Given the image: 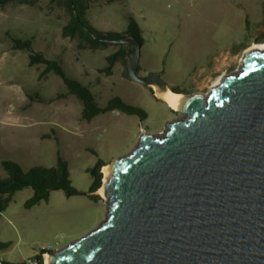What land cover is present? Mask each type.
Segmentation results:
<instances>
[{
	"label": "rangeland",
	"instance_id": "374dc122",
	"mask_svg": "<svg viewBox=\"0 0 264 264\" xmlns=\"http://www.w3.org/2000/svg\"><path fill=\"white\" fill-rule=\"evenodd\" d=\"M27 1L0 9V159L27 172L55 167L62 157L79 194L53 191L48 201L26 209L33 190L17 192L0 219V242L8 245L0 257L9 264L41 258L43 248L51 247L53 256L95 230L106 220L109 198L98 190L100 200L92 201L94 177L88 170L130 155L144 134L161 135L183 117L151 87L126 77L121 61L110 75L100 72L119 47L79 51L77 40L62 36L71 18L67 0ZM81 1L97 31L126 33L135 22L143 39L139 75H160L170 89L187 96H208L215 80L239 72L244 54L264 45V0ZM14 38L31 40L36 52L60 60L100 107L118 97L147 118L110 111L84 120L83 103L55 73L42 77L43 66L31 67L29 53L14 49ZM5 177L0 165V178Z\"/></svg>",
	"mask_w": 264,
	"mask_h": 264
},
{
	"label": "water",
	"instance_id": "95a60500",
	"mask_svg": "<svg viewBox=\"0 0 264 264\" xmlns=\"http://www.w3.org/2000/svg\"><path fill=\"white\" fill-rule=\"evenodd\" d=\"M111 42L135 46L132 80L181 94L139 75L136 39ZM223 78L208 96H174L183 117L104 168L106 220L53 264H264V50Z\"/></svg>",
	"mask_w": 264,
	"mask_h": 264
},
{
	"label": "trees",
	"instance_id": "16d2710c",
	"mask_svg": "<svg viewBox=\"0 0 264 264\" xmlns=\"http://www.w3.org/2000/svg\"><path fill=\"white\" fill-rule=\"evenodd\" d=\"M15 1L16 0H0V9ZM22 3H28V1ZM67 3L71 18L63 27L62 36L71 40H77V49L79 51L96 52L105 49L110 44L119 47L117 52L107 56L106 61L108 66L100 70V72L110 75L115 64L121 61L125 68V76L130 77L128 63L134 55L135 46L131 44H114L111 41L133 37L143 46L142 31L139 26L132 21L126 33L100 32L87 22L85 18L87 8L81 0H67ZM13 42L16 51H26L29 53V65L31 67H44V71L41 74L42 77L53 72L62 79L68 93L75 96L83 103L82 118L84 120L90 122L95 117L110 111H119L127 115H137L142 120L147 118V114L144 110L129 105L118 97L112 98L105 107H100L95 95L88 87L70 78L66 74L60 60L50 59L44 53L36 52L33 49L31 40L14 38ZM138 71H140V67ZM0 165L7 173V177L0 178V219L13 201L16 193L26 188H31L33 190V196L25 204L26 209H31L42 201H48L53 191H63L67 197H73L79 194L72 186L69 167L62 157L58 158V163L55 167H34L27 172L23 171V169L13 161L0 159ZM105 166L107 165L99 161L94 169L88 170L94 177V182L90 190L91 194L101 189L103 185L102 170ZM91 199L94 202L100 200L99 196L96 195H92ZM7 247V244L0 242V250Z\"/></svg>",
	"mask_w": 264,
	"mask_h": 264
},
{
	"label": "bare ground",
	"instance_id": "6f19581e",
	"mask_svg": "<svg viewBox=\"0 0 264 264\" xmlns=\"http://www.w3.org/2000/svg\"><path fill=\"white\" fill-rule=\"evenodd\" d=\"M264 50V45H255L252 49L248 50L246 53L249 54V53H252V52H255V51H263ZM220 77H224L226 78L227 76H223L221 75ZM224 78H223V81H224ZM217 87L214 85V82H213V85H212V90L216 89ZM155 92L157 94L158 97L160 98H163L167 103L170 104L172 98L176 95L182 97V98H186L187 97L183 94H175L173 92H168L167 94H163L162 91L158 88H155ZM171 106V105H170ZM172 107V106H171ZM173 108V107H172ZM174 109V108H173ZM116 162V161H115ZM115 162L112 164V165H109V166H113L115 165ZM109 166H106V167H109ZM105 167V168H106ZM104 170V169H103ZM104 180H105V173H104V179H103V184H104ZM103 196H107L106 193H105V187L102 185L100 191H99ZM46 264H53V257L51 255H47L46 256Z\"/></svg>",
	"mask_w": 264,
	"mask_h": 264
},
{
	"label": "built area",
	"instance_id": "2783aa9c",
	"mask_svg": "<svg viewBox=\"0 0 264 264\" xmlns=\"http://www.w3.org/2000/svg\"><path fill=\"white\" fill-rule=\"evenodd\" d=\"M51 247L45 249L43 248L42 249V256L41 258H35V259H30V260H27L26 262H24L23 264H46V256L47 255H50L51 253L49 252ZM5 260L0 257V264H5Z\"/></svg>",
	"mask_w": 264,
	"mask_h": 264
}]
</instances>
